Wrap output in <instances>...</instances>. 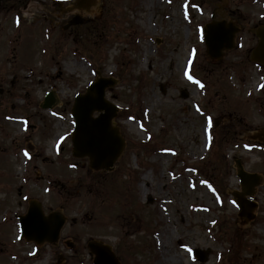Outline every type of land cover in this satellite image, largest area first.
<instances>
[{"label": "rangeland", "instance_id": "1", "mask_svg": "<svg viewBox=\"0 0 264 264\" xmlns=\"http://www.w3.org/2000/svg\"><path fill=\"white\" fill-rule=\"evenodd\" d=\"M77 1L0 0V264H94L92 238L122 264H264V65L250 57L264 0ZM75 15L90 20L64 28ZM213 19L240 29L221 59ZM99 77L117 80L106 98L128 141L112 171L72 153L74 99ZM235 157L263 176L248 223ZM26 196L70 218L55 246L21 240Z\"/></svg>", "mask_w": 264, "mask_h": 264}, {"label": "water", "instance_id": "2", "mask_svg": "<svg viewBox=\"0 0 264 264\" xmlns=\"http://www.w3.org/2000/svg\"><path fill=\"white\" fill-rule=\"evenodd\" d=\"M91 3V0H80L78 7L87 9ZM88 21L89 19H81L77 15L65 25V28ZM235 31L236 29L232 26L228 28L225 21L210 22L206 25V46L212 58L220 59L224 50L233 47ZM256 33L259 42L254 48L251 58L264 63V25L260 26ZM116 82L112 78H99L89 86L86 93L76 97L72 108V115L75 119L72 134L73 155L79 158L89 157L90 167L93 170L111 171L114 163L126 148V139L121 134L120 128L112 124L114 117L117 116L118 107L109 101L105 94L106 88L115 85ZM183 95L187 97V93H183ZM56 102L54 94L48 93L42 107L51 108ZM96 111L99 112V115L94 117L93 113ZM236 163L242 192H235L234 195L240 209L239 215L244 222H247L255 217L253 211L256 204L250 203L246 196L254 194L255 186L261 183L262 177L256 173L247 172L241 159H236ZM65 221L66 218L61 212L54 211L45 215L42 207L32 202L28 213L21 217L20 224L23 236L27 240L43 244L46 241L54 243L59 239ZM88 246L95 254V264H121L110 244L92 239L88 242ZM194 252L201 261H205L208 257L207 251L196 249Z\"/></svg>", "mask_w": 264, "mask_h": 264}, {"label": "snow or ice", "instance_id": "3", "mask_svg": "<svg viewBox=\"0 0 264 264\" xmlns=\"http://www.w3.org/2000/svg\"><path fill=\"white\" fill-rule=\"evenodd\" d=\"M185 74L187 75V77H188L189 80H192V79H193L192 76L188 75L187 73H185ZM194 82L197 83V84H200L199 81H194ZM200 87L203 88L204 86H203L202 84H200ZM261 87H264V85H261ZM209 123H211L210 120H209ZM63 139H64V137H61V140H63ZM209 139H211V138L209 137ZM27 155H28V153L25 152V156H27ZM201 183H202V184H207L208 187H209L210 189H212V186H211L210 184H208L207 181H201ZM212 191L215 192V189H212ZM217 199H219L218 196H217ZM188 251L191 252V249H188Z\"/></svg>", "mask_w": 264, "mask_h": 264}, {"label": "flooded vegetation", "instance_id": "4", "mask_svg": "<svg viewBox=\"0 0 264 264\" xmlns=\"http://www.w3.org/2000/svg\"><path fill=\"white\" fill-rule=\"evenodd\" d=\"M261 128L264 129V125H263ZM263 137H264V131H263ZM25 200L28 201V205H29V202H30V198H29V196H26V197H25ZM19 202H22L21 199H20ZM48 212H49V211H48Z\"/></svg>", "mask_w": 264, "mask_h": 264}, {"label": "trees", "instance_id": "5", "mask_svg": "<svg viewBox=\"0 0 264 264\" xmlns=\"http://www.w3.org/2000/svg\"><path fill=\"white\" fill-rule=\"evenodd\" d=\"M118 251V250H117ZM119 253H118V255H120V254H124V253H127V252H125V251H118ZM123 258V257H122Z\"/></svg>", "mask_w": 264, "mask_h": 264}, {"label": "bare ground", "instance_id": "6", "mask_svg": "<svg viewBox=\"0 0 264 264\" xmlns=\"http://www.w3.org/2000/svg\"><path fill=\"white\" fill-rule=\"evenodd\" d=\"M65 1H67V2H69L70 0H65ZM96 8H94V10H95ZM205 207H207V206H205Z\"/></svg>", "mask_w": 264, "mask_h": 264}]
</instances>
